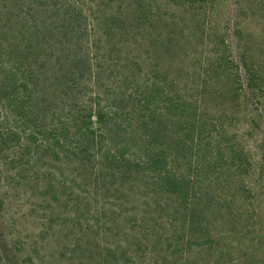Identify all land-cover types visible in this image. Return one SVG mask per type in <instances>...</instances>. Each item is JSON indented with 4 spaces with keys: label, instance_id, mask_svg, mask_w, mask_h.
I'll return each instance as SVG.
<instances>
[{
    "label": "trees",
    "instance_id": "1",
    "mask_svg": "<svg viewBox=\"0 0 264 264\" xmlns=\"http://www.w3.org/2000/svg\"><path fill=\"white\" fill-rule=\"evenodd\" d=\"M262 1L0 0V179L68 263L264 264Z\"/></svg>",
    "mask_w": 264,
    "mask_h": 264
},
{
    "label": "rangeland",
    "instance_id": "2",
    "mask_svg": "<svg viewBox=\"0 0 264 264\" xmlns=\"http://www.w3.org/2000/svg\"><path fill=\"white\" fill-rule=\"evenodd\" d=\"M233 8L232 0H226L220 12L231 19ZM248 26L255 30V35L264 37V25L251 20ZM255 179L250 176L248 182L257 190ZM256 193L258 195V191ZM0 206V264H70L66 256H60L63 249L59 238L49 242L41 223L32 220L31 215L40 211H31L29 203L24 202L21 195L17 196L9 180L3 177L0 179Z\"/></svg>",
    "mask_w": 264,
    "mask_h": 264
}]
</instances>
